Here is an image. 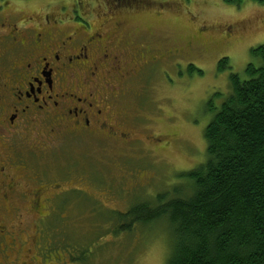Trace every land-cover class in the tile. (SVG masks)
<instances>
[{
	"label": "rangeland",
	"instance_id": "rangeland-1",
	"mask_svg": "<svg viewBox=\"0 0 264 264\" xmlns=\"http://www.w3.org/2000/svg\"><path fill=\"white\" fill-rule=\"evenodd\" d=\"M140 1H144L142 5ZM14 3L24 7L23 17L35 13L37 21L44 13L63 19L73 8L72 0ZM103 3L104 0H86L84 5L82 0V8L90 12L85 19L91 25L97 26L104 14L109 15L110 8H103ZM132 6L115 11L124 29L133 33L136 46L127 55L146 43L158 48L176 45L179 52L176 57L162 60L159 53L154 55L161 63L128 80L125 93L117 98L116 106L134 111V125H126L132 127L135 142H69L66 147L55 143V148L44 152L42 170H51L59 178L70 169L73 176L69 180L92 176L100 183L85 188L87 195L72 196L68 218H59L54 226L48 222L50 231L44 236V248L49 247L44 252L52 258L46 264H56L53 257L58 263L62 257L66 264H166L172 248V230L166 219L146 226L136 223L130 231L115 234L120 216L110 211L120 212L132 204L154 206L157 194L170 193L173 186L182 185L184 180L178 174L196 168L206 159L204 129L229 91V75L245 78L248 64L259 65L251 49L264 44V3L137 0L132 1ZM59 8L69 9L60 12ZM69 33L70 30L66 32ZM187 46L200 53L187 52ZM222 58L227 59L229 67L218 71ZM133 59L123 57L127 69L140 71L145 67L144 59L137 61L141 66L132 63ZM187 62L202 73L189 72ZM214 93L222 96L212 98ZM28 138L30 145L33 140L30 135ZM35 138L44 140V132L41 138L37 134ZM67 148L68 153H64ZM35 151L40 157L41 152ZM123 173L128 178H122ZM68 254L73 259L70 263Z\"/></svg>",
	"mask_w": 264,
	"mask_h": 264
},
{
	"label": "flooded vegetation",
	"instance_id": "flooded-vegetation-1",
	"mask_svg": "<svg viewBox=\"0 0 264 264\" xmlns=\"http://www.w3.org/2000/svg\"><path fill=\"white\" fill-rule=\"evenodd\" d=\"M22 1L27 5L37 0ZM132 1L137 2L104 0L109 15L94 26L85 19L90 12L82 8V0H72L73 8L63 19L44 13L40 21L35 13L23 17L24 7L14 0H0V264L49 262L52 255L44 252L49 247L44 248L48 222L54 226L59 218H68L74 194L87 195L85 188L100 186L92 176L69 180L70 169L59 178L42 170L44 152L55 143L135 142L132 127L126 125H134V111L116 106L117 98L125 93L128 80L161 63L162 57H176L179 50L176 45L158 48L146 43L127 55L136 46L133 33L124 29L115 11L134 8ZM186 50L200 53L192 46ZM158 53L161 60L154 56ZM123 57H133L132 63L144 59L145 67L127 69ZM42 132L44 140L35 138ZM132 206L110 212L127 217ZM66 257L72 262L69 254ZM60 258L59 263L57 257L52 260L66 264Z\"/></svg>",
	"mask_w": 264,
	"mask_h": 264
},
{
	"label": "trees",
	"instance_id": "trees-1",
	"mask_svg": "<svg viewBox=\"0 0 264 264\" xmlns=\"http://www.w3.org/2000/svg\"><path fill=\"white\" fill-rule=\"evenodd\" d=\"M251 55L259 65L248 64L245 78L229 75V91L204 129L205 161L178 174L184 183L157 194L154 206L134 205L119 217L115 234L166 219L172 230L166 264H264V44ZM224 67L222 58L217 69ZM188 71L202 73L193 65Z\"/></svg>",
	"mask_w": 264,
	"mask_h": 264
}]
</instances>
